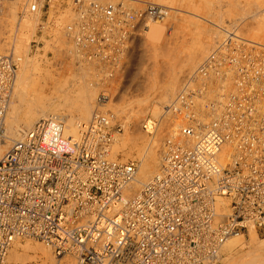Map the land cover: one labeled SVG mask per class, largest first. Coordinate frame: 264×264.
<instances>
[{"label": "built area", "instance_id": "obj_1", "mask_svg": "<svg viewBox=\"0 0 264 264\" xmlns=\"http://www.w3.org/2000/svg\"><path fill=\"white\" fill-rule=\"evenodd\" d=\"M9 1L0 0V12ZM44 6L29 0L27 11ZM72 10L77 58L99 67L101 83L122 71L137 35L163 15L97 0H73ZM17 71L0 54V144ZM165 113L186 142L168 133L158 175L136 196L128 190L137 162L107 157L121 121L95 114L75 139L49 117L14 142L0 158V264L18 239L75 264H221L231 237L264 233V45L228 31ZM158 124L147 119L142 129L151 134Z\"/></svg>", "mask_w": 264, "mask_h": 264}, {"label": "rangeland", "instance_id": "obj_2", "mask_svg": "<svg viewBox=\"0 0 264 264\" xmlns=\"http://www.w3.org/2000/svg\"><path fill=\"white\" fill-rule=\"evenodd\" d=\"M100 1L103 3H107V2L121 3L126 8L140 10V11L145 10L149 6H156L164 12L163 13L164 16L160 17L159 20L157 19V20L151 21L148 25L144 26L142 32L139 35H137L136 39L134 40V42L132 43V45L128 51L129 55L127 54L128 57L125 61V65H124L122 71L120 73H117L115 78L112 79L111 81L106 82V83L99 82L98 79L96 78V72L94 71L93 67L90 64L87 65V63L82 64L83 62L80 59L76 58L78 54H77V51L75 50L74 41H73V28H74V16H75V14L72 11L73 0H45V6L42 10V13H37L34 16L25 17V18L20 17V13H21V10L25 4V0H11L8 3H6L0 12V49H1L0 53H2L3 55H5L6 53L7 54L11 53L14 62L16 61L14 59L15 57H13L14 51L12 49V39H14V37H15V32L19 28H21V26H22L23 30L20 29V31L22 30V33H24L26 36L24 38L25 39L24 42L27 41L29 43L28 48H26V50L29 49L28 56H29L31 62H34L37 59L36 60L37 62L35 61V63H38L40 65L39 66L40 69H42L43 71L46 69V70H48V72L51 71L50 74L53 75V77H54L53 82L55 79L57 82L60 81L61 85L64 82V84L62 85L63 88H62V86H59L62 89L61 90L59 89L61 92L59 91L60 95H57V96L60 97L62 94H67V93L69 94V92H71L70 91L71 89H72V91L75 90L74 88H76V90H77V87L79 86L78 88H80L82 85L88 86L89 88L91 87L90 88L91 90L96 89V90H93V92L96 93V98H95L96 100L98 97H100L104 94H108V96L111 98V104L110 105L117 107V108L121 107L123 109L122 110L120 108V114H118L116 116V118L113 114L114 117H113L112 122H115V121H121V123L124 122L123 123L124 124V130H126V125H128L129 117L132 116L134 114V112H138V111L139 112L141 111L142 113L146 112V114H142V116H139L140 117L139 125L136 126V129L138 127V129H137L138 132H136V134L138 133V135H140L144 132V130L142 129V123L145 120H147V119L158 120L157 118H155L153 116V109L158 106L157 100H159V98H160V96H159L160 92L159 91H161L162 88H164L163 86H166L167 82L169 81V78H170L169 76H171V74L173 72V70H172L173 67L177 66L176 65L177 63L180 64V61L184 60L186 58V57L184 58L185 53H187V54H185L187 56L190 52H192L189 49L195 47L194 45L196 42V40H195L196 38L191 33L192 30L190 29V28H192V29L194 28V26L192 27V25H191L194 23L193 20L195 22L200 20L201 22L200 21H198V22L205 25L208 28V30H211L209 28H212V30H213V28H215V30L213 31V33H215L214 37L216 35H219L217 37L222 38V39H218L216 37V39H218V42L219 41L222 42V40H223L222 35L220 36L221 33L216 34L217 31H220L219 27H221L223 29V33H225V31L232 30V28H233V31H235V30L238 31L241 29V27L246 25L247 27L246 26L245 27L247 29H249L248 33H247V30H245L246 28L243 27L244 28L243 31H246L245 32L246 35L243 32L245 36L244 35H242V36L249 39L250 41L251 40H253L255 42L258 41L257 43H259V44L261 42V44L264 45V37L261 35L262 34L261 32H258V31H261L260 29H261L262 25H264L263 24L264 21L262 20V19H264V0H261V1L259 0L261 2L260 4H253L250 6L252 8L248 7V9L245 8L242 0H230V1L229 0H222V1L217 0V1H215L216 4L214 3V0H211V1H213V4H215V5L212 4V7H214V6L218 7L219 4L221 6H223V4H224V6L222 7L223 9H221V6H219L220 8L219 7L218 8H212L211 5H209L207 3V2H210V0H206L205 4H204V0H202V1L199 0L201 3H199L198 1H195V0H191L193 3H195V2L196 3L194 5H192L193 7L191 6V4H193V3L192 2H191V4L189 3V5H190L189 9H186V6H185V8H184V6L182 8V3H181V1L179 2V0H174V1L173 0L172 1L171 0H100ZM175 1H176V3H175ZM197 2H198V4H197ZM218 2H221V3H219L218 6H216ZM226 2L228 4H230L231 2L232 3L234 2L233 3L234 6H232L233 5L232 3H231V5L228 6ZM235 2H236V4H235ZM241 3H242V5H241ZM257 3H259V2H257ZM225 4L228 7H226ZM204 5H206V6H204ZM201 6H203V7H201ZM230 6H232L233 8ZM195 8H197L196 12H195ZM207 8H210V9L208 10ZM191 9H193V10L188 11V12L186 11V10H191ZM205 9H206V11H204L202 13V11ZM226 9L227 10L231 9V11L233 10L232 13H234V11L237 10L236 12H239L238 16L236 13H234V14L229 13L230 11L228 12ZM198 10H200L201 12ZM214 10H218L219 13H217V16L222 15L224 13V11H227L228 14H227V12H225V15L227 14L229 16L230 21H228L229 20L228 18H224V17H226L224 14L222 15V17L218 16L216 18V13L214 12V14H213ZM248 10L250 12H253L254 15H252V14L250 15V12ZM197 11L202 13L203 15L209 14L207 16L209 18L205 17L206 19H202V17H204V16L201 15L200 13H199L200 15H198ZM247 13H248V15H247ZM235 14H236L237 21L235 19V16H234V18L232 17V15H235ZM239 14H240L241 18L239 17ZM244 14L247 16H245ZM212 15L215 16L213 18L214 19L213 21L211 18ZM197 16H200L201 19ZM184 17H186V18L184 19ZM193 17L196 18L197 21ZM261 17H263V18H261ZM187 18L189 19V21ZM190 18H192L193 20ZM215 18H216V20H215ZM222 18H223V20H225L226 23L223 20H221ZM242 18H245V19H242ZM259 18H261V19H259ZM182 19H184V20H182ZM217 19L219 20V24L217 23L218 22ZM226 19H228V20L226 21ZM231 19H232V21L234 19L236 22L235 21L232 22ZM258 19L260 21H258ZM20 20L22 21V23ZM190 20H192L193 23H191ZM207 20H210V23H208ZM254 20L256 21V23H254ZM19 22L22 24L20 27L18 25V24H20ZM158 22H159V24H158ZM212 22H214V24ZM234 22L236 23V26H235ZM239 22H241V23H239ZM245 22H247V24L248 23L249 24L247 25V24H245ZM252 22H253V24H252ZM215 23H217L218 25L217 24L215 25ZM230 24L234 25L235 27H233V26L231 27ZM258 24H260V25H258ZM153 25H154V27H153ZM225 25H227V26L229 25V27H231V29H229V27L225 28L224 27ZM249 25H252V29L248 28ZM159 26H160V29L158 28ZM237 26L240 29H237ZM253 26H254V28H253ZM14 27H16V28H14ZM223 27L225 28V30ZM26 28H28V29H26ZM153 28H156V29H154L155 31L152 30ZM157 28H158V30H157ZM227 28H228V30H227ZM31 29L33 30V32ZM150 30H151V32L154 31V34L153 33L151 34ZM238 33L240 34L242 32L239 31ZM261 38H263V40ZM216 39H214L215 41H213L211 46H209V49H210L209 52H208V50L205 52V53H208V56L212 52V50L217 46L218 42H216ZM27 42H26V44H27ZM2 49H4V51H2ZM208 56H202L203 58L201 57V60L202 59L206 60L205 57H208ZM178 57L179 58L181 57V58L179 59ZM32 59H34V61ZM170 60L174 63L175 66H173V63ZM201 60L196 62L197 66L192 65L193 69H192V67H190V68L187 67L189 72L187 71V69L185 70V72L186 73L188 72L189 74L184 73L185 77H184V75L182 77L187 78L192 73H195L196 70L200 67V65L204 62V60L202 62H201ZM166 61H167V63H166ZM198 62H200V63H198ZM15 64L17 65V68L19 71L20 70V68H19L20 64L18 62H15ZM167 71H168V73H166ZM42 75L44 77V74H42ZM44 78L42 79V82L45 80ZM184 78H181L179 89L177 90L173 99H171V101L168 102L166 105L171 104V102L177 96L178 92H180L182 85L184 83V80H185ZM57 79H59V80H57ZM182 79H184V80H182ZM49 80H51V79L50 78L47 79L48 82L46 81V85L48 86L47 89H50L49 91L51 92L53 90V87H52L53 83H52V80L51 81H49ZM64 86H65V88H64ZM151 86L153 88L155 86L154 90ZM49 87H51V88H49ZM97 91H99V92H97ZM96 100L94 101L93 106L95 107L98 105V107H100V105L97 104ZM55 103H56V101L52 104V106L48 105L50 107V109H51V107L53 109V106H55L54 105ZM95 108L93 111H95ZM101 108H103V107L101 106ZM104 110H101V112L103 114H104ZM65 113L66 112H64V114H61V112H60V115H63L64 117H66L67 114H65ZM64 119H62V120H63V122L66 123L67 120H66V118H64ZM167 120L165 121L164 125H162L163 128H160V130L162 129L161 130L162 132L159 130V132H161L160 136H162V138H164L162 141H164V140L166 141L167 138H169L168 133H171L172 136L175 134H177V136H179L178 135L179 134L178 129H177V122H173V125L171 127L169 125V123H170L169 121L167 124ZM158 121H161V120H158ZM161 124H163V123H161ZM124 130H123V132H121V134H119L115 137L116 143L114 142V144H115V145L113 144L114 149H112L114 152L117 151L116 149H118L117 147L119 146L118 139L121 138L126 132ZM176 138H178V137H176ZM114 152H112V153H114ZM116 153H118V151ZM116 153H114L113 156ZM116 158L117 159H112V160L113 161L117 160L118 163H128L129 161H137L138 162V159L135 156L133 157L134 159L131 158L132 160L126 158L127 161L122 162L124 157L120 153H118ZM248 239L249 238H246V240H248ZM259 239H261V240L264 239V233H261V235L259 234ZM25 241L29 242L30 240L29 241H28V239L27 240L26 239L20 240V242H23V243ZM30 242H36V241L31 240ZM57 260H61V259H57ZM62 261H64L63 263L68 262L67 259L66 260L63 259ZM6 264H8V262H6Z\"/></svg>", "mask_w": 264, "mask_h": 264}, {"label": "bare ground", "instance_id": "obj_3", "mask_svg": "<svg viewBox=\"0 0 264 264\" xmlns=\"http://www.w3.org/2000/svg\"><path fill=\"white\" fill-rule=\"evenodd\" d=\"M97 1L100 4L101 3L102 4H105V3L101 2L100 0H97ZM180 1L182 3V8H183V6H184V8L186 6V9H189V6H190L189 3L191 4V2H192L191 0H179V2ZM195 1H198L199 3H201L199 0H195ZM215 1H217V0H214V3L216 4ZM260 1L259 0H242L243 5L247 9H248V7H250L253 4H260L261 3ZM28 2H29V0H25V4H24V6H23V8L21 10V13H20V17L21 18L30 17V16H34L35 15V14H30L27 11V8H28L27 7V4H28ZM198 2H197V4H198ZM205 2H206V0H204V4H205ZM257 2H259V3H257ZM175 3H176V1H175ZM195 3L191 4V6L194 5ZM207 3L209 5H211V7H212L213 1L210 0V2H207ZM219 3H221V2H218L216 6H218ZM231 3L230 4L227 3V5L228 6L231 5ZM215 4H213V5H215ZM235 4H236V2H235ZM227 5H226V7H228ZM241 5H242V3H241ZM204 6H206V5H204ZM219 6H221V5L219 4ZM223 6H224V4H223ZM223 6H221V9H223L222 8ZM232 6H234V4ZM232 6H230V7H232ZM201 7H203V6H201ZM218 7H215L214 6L212 8H218ZM197 8H195V12H196ZM250 8H252V7H250ZM193 9L186 10V11L187 12L188 11H192ZM207 9L209 10L210 8H207ZM198 11H200V10H198ZM204 11H206V9L203 10L202 13ZM227 11L228 12L230 11L229 13H232L233 10L231 11V9H230V10H227ZM227 11H224L223 14L225 15V12H227ZM236 11H234V13H236L237 16H238V13L239 12H236ZM200 12H198V15H200V14L203 15ZM214 12L216 13V18L218 16H221L222 17V15H223L222 14V15H218L217 16V13H219L218 10H214L213 11V14H214ZM228 12H227V14H228ZM38 13H40V12H38ZM234 13H232V14H234ZM227 14L225 15L226 17H224V16L223 17L229 19V16ZM236 14L235 15H232L233 18L235 16V19H236ZM240 14H239V17H240ZM251 14L254 15L253 12H250V15ZM208 15H203L204 17H202V16L201 17H202V19H206V18H209V17H207ZM247 15H248V13H247ZM247 15H245V16H247ZM162 16H164V14ZM186 17H184V19ZM197 17L200 18V16H197ZM214 17L215 16L212 15V17H211L212 18V21L214 20L213 19ZM216 18H215V20H216ZM261 18H263V17H261ZM261 18H259V19H261ZM184 19H182V20H184ZM190 19H192V18H190ZM194 19L196 20V18H194ZM218 19H217V21H218L217 23L219 24V20ZM228 19H226V21ZM242 19H245V18H242ZM259 19H258V21H260ZM192 20H190V21H191V23L194 22L193 24H191L192 27L194 26V28L193 29L190 28V29L192 30L191 33L196 38L195 39L196 40L195 45L193 44L195 47L189 49L192 52L189 51L190 53L188 52L189 54L187 56L185 55L187 53L184 54V58L185 57L186 58L184 60H181L180 61V64L177 63L176 64L177 66H175L174 63L170 60L173 63V66H175L176 68L173 67V69H172L173 72H172L171 76H169L170 77L169 78V81L167 82L166 86H163L164 88H162V90L160 89L161 90V91H159L160 92V94H159L160 98H159V100H157L158 101V103H157L158 106L153 109V116L155 118H157L158 120H161V121H159V124L157 125L156 129L153 132H151V134L149 132L144 131L142 134L139 133L140 135H138V133L136 134V132H138L137 131L138 127L136 129V126L139 125V120H140V117L139 116H142V114H146V112H143V113L141 111L140 112L139 111L138 112H134V114L129 117V121L127 120L128 121V125H126V130H124V131H126L125 134L121 138L118 139L119 146L117 147L118 149H116V150L118 151V153H120L124 157V159H123L122 162H126L127 159H131V158L134 159L133 158L134 156L138 159V162L137 161H129V162H137V173H136V176H135V180L133 181V183L131 184V186H130V188L128 190L129 194H131L133 196L138 195L140 193V191L143 189V187L145 185H147L156 175H158V173H159V171L161 169V166H162V164L164 162V154H165L164 147H165V142L167 140L166 141L165 140L162 141L164 138H162V136H160V133L162 132L161 131L162 129L160 130V128H163L162 125H164L165 121L167 120V116L168 115H167V113H165V110L168 108V106L170 104L169 105H166V104L168 102H170L171 99H173L174 95L176 94L177 90L179 89V85H180V82H181V78H184L185 77L184 73L187 74L189 72V70H188L187 67H189V68L192 67V69H193V66L192 65H194V66L196 65L197 66V63L196 62L199 61V60H201V57L202 56H208V53H205V52L207 50L209 52V50H210L209 49V46H211L212 42L215 41L214 39H216V37L219 36V35H216L214 37V34L215 33H213V31L215 30V28H213V30H212V28H209L211 30H208V28L205 25H203V24L200 23L201 22L200 20H198L200 22H198L197 20H196L197 22H195L194 20L192 22ZM210 20H207L208 23H210ZM221 20H223V18ZM262 20L264 21V19H262ZM188 21H189V19H188ZM223 21L225 22V20H223ZM228 21H230V19ZM231 21H232V19H231ZM233 21H235V20L233 19ZM236 21H237V19H236ZM214 22H212V23L214 24ZM235 22H234V24L236 26V23ZM21 23H22V21H21ZM21 23L18 24L19 27L22 25ZM217 23H215V25ZM239 23H241V22H239ZM254 23H256L255 20H254ZM158 24H159V22H158ZM245 24H247V22H245ZM252 24H253V22H252ZM230 25H231V27L232 26L235 27L232 24H230ZM258 25H260V24H258ZM245 26H243V27H245ZM254 26H253V28H254ZM153 27H154V25H153ZM224 27L225 28L226 27H229V25L228 26L225 25ZM231 27H229V29H231ZM243 27H241V29H240L237 26V29H240V30H238V31H236L235 29L234 30L237 33L240 31V32H242V33H240V35H244V33L246 31H243L244 30ZM262 27L260 29L261 31H258V30L257 31L258 32H261L262 34L261 33L260 34L264 37V25H262ZM14 28H16V27H14ZM158 28L160 29V26ZM158 28H157V30H158ZM219 28H220V31L221 30L222 31L221 32L220 31H217L216 34H220L221 33L220 36L222 35V37L224 39L225 34L228 31H230V30H228V28H227L228 31H225V33H223V29L221 27H219ZM225 28H224V30H225ZM248 28H251L252 29V25H249ZM20 29L23 30V27L21 26V28H19L15 32V37H14V39H12V49L14 51L13 52V54H14L13 57H15L14 58L16 60L15 62H18L20 64V67H19L20 70L17 71V76L15 78V82L13 83V87H12V90H11L10 99H9V103H8V108H7V112H6V116H5V120H4L5 138L2 140V143L0 144V158H1V156L2 157L4 156V154L10 149V147L13 145L14 142L20 140L26 134V132H28L38 121H40L42 119H46V118H49V117H58V118H60L62 120L64 118H66V120H67L68 123L66 122L67 123L66 124L65 122H63L64 123V134H65V136L67 138L80 139L81 138V129H83L82 127L85 124H89L92 121V119H93V117H94L95 114L106 115L107 117H109L111 119V121H113V117L114 116L116 118V116L118 114H120V108L121 107L120 108L119 107L117 108V107L111 106L110 105L111 104V98L108 96V94H104L101 97V102H100V101H98V98L99 97L97 98V100L95 99L96 98V93L93 92V90H96V89H92L91 90L90 89L91 87L89 88L88 86H83L82 85L80 88H78L79 86L77 85L78 86L77 87V90H76V88H74L75 89L74 91H72V89L71 90L69 89L71 91V92H69V94L68 93L67 94H62L60 97L57 96V95H60L59 93L61 92L60 90L63 88L62 85L64 84V82L61 85L60 84V81H58L59 82L58 83L56 81V79H55L54 82L55 81L56 82L54 83L53 82L54 77H53V75L50 74L51 71L48 72V70H46V69L44 71L42 69H40V67H39L40 65L38 63H35V61L37 59L35 61H34V59H32L34 62H31V60H30V58L28 56L29 49L26 50V48H28L29 43L27 41H26L27 44H26V42H24L25 41L24 38L26 36H25L24 33H22V30L20 31ZM26 29H28V28H26ZM154 29H156V28H153L152 30H154ZM232 30H233V28H232ZM245 30H247V33H248V30L249 29L246 28ZM154 31L151 32V30H150V33L151 34L152 33L154 34ZM32 32H33V30H32ZM245 35H246V33H245ZM217 38L218 39H222L220 37H217ZM218 39H216V42H218ZM261 39L263 40V38H261ZM251 41H253V40H251ZM256 42H258V41H256ZM220 43L221 42L219 41L217 43V46ZM260 44H261V42H260ZM216 47L212 50V52L216 49ZM2 51H4V49H2ZM0 54H2V53H0ZM210 54H209V56H210ZM8 55H11V53H8ZM11 57H12V55H11ZM208 57H205L206 60L208 59ZM203 60L204 59H202L201 62ZM206 60H204V62ZM166 63H167V61H166ZM198 63H200V62H198ZM82 64H84V62ZM88 64H90L93 67L94 71L96 72V78L100 82V74H99L100 73V69H99V67L97 65L93 64V63H87V65ZM186 69L188 71L187 73L185 72ZM168 71L166 73H168ZM42 74H44V77L45 78L43 77ZM183 75H184V77H182ZM42 77L45 79L44 80L45 82L44 81L42 82V79H43ZM49 78L52 80V83H53L52 84V87H53V90L52 91L53 92L52 91L50 92L49 91L50 89H47L48 86L46 85V81ZM184 79H186V78H184ZM184 79H182V80H184ZM51 80H49V81H51ZM57 80H59V79H57ZM59 86H62V88H60ZM49 88H51V87H49ZM64 88H65V86H64ZM154 88H155V86H154ZM154 88H153V90H154ZM181 90H182V88H181ZM181 90H180V92H181ZM97 92H99V91H97ZM180 92H178V94ZM178 94H177V96H178ZM176 97L174 98V100L176 99ZM95 100L97 101V104L100 105V107H98V105L95 106L96 108L93 106ZM174 100L171 102V104L174 102ZM55 101H56V103L54 104L55 106H53V109H52V107L50 109V107L48 105H51L52 106V104ZM101 106L103 108H101ZM94 108H95V111H93ZM100 109L101 110H104L105 109L104 110V114L101 112ZM60 112H61V114H64V112H66L65 113V114H67L66 117H64L63 115H60ZM113 114H114V116H113ZM161 123H163V124H161ZM167 124H168V120H167ZM179 126H180V124L177 122V129H178V133H179L178 134L179 135L178 136L179 138L177 140H179L180 142H186V140L182 137L183 135L182 136L180 135ZM159 130L161 132H159ZM115 140L116 139H114L113 144H114ZM113 144L111 146V149H110L107 157L109 158L110 161L117 162V160H114V161L112 160V159H117L116 157L118 155V153H116L117 151L114 152L112 150V149H114V145H115V144L114 145ZM226 151H228V148L227 149H224V152H223V154L221 156L222 157V161H224V159L226 158V155H227V152ZM112 152H114L116 154L113 156L114 153H112ZM216 211L219 214L225 213L227 211V201L224 200V199L218 198L217 199V202H216ZM246 238H249V239L246 240ZM20 240H22V239L16 240L14 242L12 248L8 252V255H7V258H6V262H8V264H74L75 263L74 258H69V257L63 258L65 260L66 259L68 260V262H65V263H63L64 261H62L63 259L57 260L59 258H57L55 256L54 251L51 248L47 247L46 245H44L43 243H41L39 241L30 242L32 239H28V241L30 240L29 242H26L25 241L23 243V242H20ZM220 256H221V264L222 263L223 264H264V239L263 240L259 239V233H257L254 230H251L249 232V235L248 236H234V237H231L222 246L221 252H220Z\"/></svg>", "mask_w": 264, "mask_h": 264}]
</instances>
